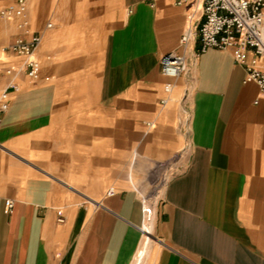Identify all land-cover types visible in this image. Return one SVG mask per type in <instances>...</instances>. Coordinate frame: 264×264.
<instances>
[{"label": "crops", "instance_id": "crops-1", "mask_svg": "<svg viewBox=\"0 0 264 264\" xmlns=\"http://www.w3.org/2000/svg\"><path fill=\"white\" fill-rule=\"evenodd\" d=\"M27 1L42 67L0 125V264H264L258 84L210 48L164 90L193 3ZM16 34L0 17V65ZM174 169L150 225L142 195Z\"/></svg>", "mask_w": 264, "mask_h": 264}, {"label": "built area", "instance_id": "built-area-1", "mask_svg": "<svg viewBox=\"0 0 264 264\" xmlns=\"http://www.w3.org/2000/svg\"><path fill=\"white\" fill-rule=\"evenodd\" d=\"M193 3L188 25L180 39L182 51L169 52L160 61L161 74L170 79L164 86L168 94L173 90V79L189 71L187 55L195 56L210 48L233 49L235 61L246 69V81L258 84L264 96V0H175L177 5ZM0 17L12 23L17 34L11 43L1 48L3 54L20 58L18 63L0 65V125L2 116L9 110L13 95L20 90L21 79L32 84L40 79L42 61L38 50L42 32L32 29L27 0H14L0 9ZM52 23H47L51 28ZM200 38L198 50L191 47ZM47 56V59H50ZM162 99L161 103H166ZM180 119L188 123L187 108L181 104ZM165 187V186H164ZM114 194V189L108 191ZM145 222L156 218V203L142 195Z\"/></svg>", "mask_w": 264, "mask_h": 264}, {"label": "rangeland", "instance_id": "rangeland-1", "mask_svg": "<svg viewBox=\"0 0 264 264\" xmlns=\"http://www.w3.org/2000/svg\"><path fill=\"white\" fill-rule=\"evenodd\" d=\"M187 94H188V91H187ZM177 170L174 169L173 171L166 172L162 175L159 174L157 176H154V178L150 181V187L148 188L146 193L143 194V195L150 196L152 200L155 201L157 212L159 210V207H160V204L163 198L164 186L166 185L170 177H172L177 172ZM154 223H156V218L154 219ZM145 230H146L145 237L152 236L153 237L152 239L158 240L156 239L155 231H154V234H152L150 226L146 225Z\"/></svg>", "mask_w": 264, "mask_h": 264}, {"label": "bare ground", "instance_id": "bare-ground-1", "mask_svg": "<svg viewBox=\"0 0 264 264\" xmlns=\"http://www.w3.org/2000/svg\"><path fill=\"white\" fill-rule=\"evenodd\" d=\"M152 222H153V221L149 222L150 225L152 224ZM157 245H158V244H157ZM138 254L143 255V251H142V250H139V253H138Z\"/></svg>", "mask_w": 264, "mask_h": 264}]
</instances>
